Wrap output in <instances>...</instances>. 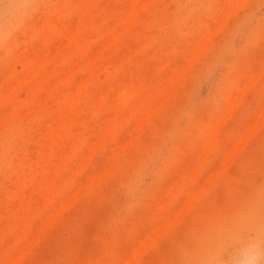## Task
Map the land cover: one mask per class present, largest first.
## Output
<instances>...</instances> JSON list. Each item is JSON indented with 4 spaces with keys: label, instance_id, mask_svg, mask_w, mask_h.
Returning <instances> with one entry per match:
<instances>
[{
    "label": "rangeland",
    "instance_id": "1",
    "mask_svg": "<svg viewBox=\"0 0 264 264\" xmlns=\"http://www.w3.org/2000/svg\"><path fill=\"white\" fill-rule=\"evenodd\" d=\"M0 264H264V0H0Z\"/></svg>",
    "mask_w": 264,
    "mask_h": 264
},
{
    "label": "bare ground",
    "instance_id": "2",
    "mask_svg": "<svg viewBox=\"0 0 264 264\" xmlns=\"http://www.w3.org/2000/svg\"><path fill=\"white\" fill-rule=\"evenodd\" d=\"M150 1H151V0H150ZM94 59H95V58H94ZM92 61H93V60H92ZM96 61H97V60H96ZM19 65H20V64H19ZM38 65H39V64H38ZM20 66H21V65H20ZM92 66H93V64H92ZM14 69H15V68H14ZM38 71H39V70H38ZM92 73H93V72H92ZM119 96H120V95H119ZM24 97H25V96H24ZM6 99H7V98H6ZM70 103H71V102H69L68 105H69ZM255 130H256V129H254V132H255ZM254 132H253V133H254ZM251 135H252V134H251ZM251 135H250V136H251ZM249 138H251V137H249ZM247 142H248V140H247ZM246 144H247V143H246ZM240 147H243V146L240 145ZM238 148H239V147H238ZM242 149H243V148H242ZM238 150H241V149H238ZM236 151H237V149H236ZM239 152H240V151H239ZM239 152H238V153H239ZM236 153H237V152H236ZM233 155H236V154H233ZM234 157H235V156H234ZM184 181H185V180H184ZM203 192H204V191H203ZM189 203H190V202H189ZM189 205H190V204H189ZM187 206H188V205H187ZM186 208H187V207H186ZM181 210H182V209H181ZM172 221H173V220H172ZM136 254H137V253H136ZM139 254H141V253H139Z\"/></svg>",
    "mask_w": 264,
    "mask_h": 264
}]
</instances>
